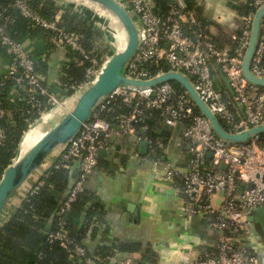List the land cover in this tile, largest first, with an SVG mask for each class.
Returning a JSON list of instances; mask_svg holds the SVG:
<instances>
[{
    "label": "built area",
    "instance_id": "obj_1",
    "mask_svg": "<svg viewBox=\"0 0 264 264\" xmlns=\"http://www.w3.org/2000/svg\"><path fill=\"white\" fill-rule=\"evenodd\" d=\"M118 1L132 14L139 28V46L125 70L127 78L149 80L161 73L151 76L147 66L163 62L169 70L178 71L190 80L201 101L228 131L236 133L264 123V92H257L258 88L248 85L241 72L252 19L256 10L264 6V0L249 2L247 13L241 17V28L231 38L234 43L232 53L217 48L204 32L195 12L179 0L168 1L165 13L157 6L150 9L146 0ZM13 6L31 27L54 32L57 45L66 46L90 63L82 79L63 87L64 93L76 94L97 77L104 62L98 64L88 56L79 36L58 28L57 19H45L26 0H16ZM0 48L8 59L6 71L0 74V95L12 82L22 89L21 101L32 108L49 107L50 111L62 105L63 101L44 87V76L37 70L35 61L20 42L10 37L1 17ZM216 72H221L229 81L232 95L216 87ZM250 72L264 79V20ZM115 105H127L132 110L120 115L118 123L112 125L105 113ZM142 108L159 111L162 124L169 128L178 127L183 119L190 121L177 138L179 147L189 146L188 170L182 173L170 163L157 164L163 171V180L172 183L190 204L185 212L202 218L219 234L214 248L192 264H264L263 255L252 253L238 240L248 227L245 213L264 208V135L240 145L221 141L211 131L207 120L194 114V104L186 92L178 93L171 83L153 88L118 87L101 100L89 121L52 167V170L69 171L80 160L78 179L56 210L57 229L46 233L48 242L69 250L76 261L93 262L87 250L70 237L65 214L84 194L85 182L97 166L103 141L112 135H133V124L142 115ZM6 117L7 111L0 99V122ZM141 131L146 132L147 128ZM4 138L5 131L0 125V143ZM210 154L207 169L204 163ZM221 165L226 167L225 170L220 168ZM177 179L179 184L175 183ZM43 184L44 181L38 183L30 194Z\"/></svg>",
    "mask_w": 264,
    "mask_h": 264
},
{
    "label": "crops",
    "instance_id": "obj_2",
    "mask_svg": "<svg viewBox=\"0 0 264 264\" xmlns=\"http://www.w3.org/2000/svg\"><path fill=\"white\" fill-rule=\"evenodd\" d=\"M50 1L59 8L55 12L57 19L63 10H69L87 19L102 34L105 32L99 21L76 7ZM183 1L195 12L213 44L220 50L232 53L234 43L231 38L239 32L241 17L247 13L251 0ZM18 41L44 76V87L62 99L64 104L72 102L76 95L66 97L68 93L65 94L61 87L57 90L55 86L66 71L72 73L71 67L76 59L71 57L69 48L59 46L43 50L45 37L40 34L36 37L19 32ZM7 65L8 59L0 48V74L6 71ZM77 66L81 65L78 63ZM214 81L217 88L228 92L220 72L214 74ZM12 96L15 97L14 101H21L22 89L12 88ZM59 112L54 116L51 113L46 115L42 125L36 128L37 132H44L55 123L63 114L62 110ZM7 118L12 120L10 112H7ZM147 120L151 121L146 125L152 126V139L141 131L143 127L138 130L142 133L140 137L134 134L125 137L112 135L106 142L103 141L97 166L85 182L82 197L87 202H76L70 211L74 218L68 233L79 239L80 245L87 250L95 264H192L214 248L219 235L202 218L185 212L190 204L172 183L163 180V171L157 164L170 163L182 173L188 170L191 157L189 146L177 145V138L184 131V126L169 128L162 123L154 125L149 118ZM143 141L148 143L146 148L140 146ZM209 161L210 156L207 155L204 163L207 169L210 167ZM52 167L45 173L39 171L29 182L28 188L32 187L33 190L38 183H45ZM179 182V179L175 181L177 184ZM66 193L67 185L64 199L68 195ZM24 194L23 189L12 199V215L22 206ZM251 214L252 211L245 213L248 227L238 240L252 253L264 256V235L250 221ZM107 257L112 259L106 260ZM74 262L89 264V261Z\"/></svg>",
    "mask_w": 264,
    "mask_h": 264
},
{
    "label": "water",
    "instance_id": "obj_3",
    "mask_svg": "<svg viewBox=\"0 0 264 264\" xmlns=\"http://www.w3.org/2000/svg\"><path fill=\"white\" fill-rule=\"evenodd\" d=\"M71 5L95 18L114 40V48L111 57H108L100 69L97 77L84 89L79 91L72 102L62 103L44 114L35 122L29 125L27 132L22 137L16 155L10 164L4 169L0 177V230L6 221L12 216L11 202L14 196L23 189L25 194L23 200L30 194L32 187L28 188L29 182L39 172L45 173L54 165L59 156L67 148L70 142L79 133L82 126L89 121L91 114L97 108L101 100L118 87L153 88L163 83H175L186 92L194 104L198 113L204 117L211 131L221 141L230 145L246 144L251 139L264 135V123L239 132L228 131L219 119L201 101L190 80L178 71L168 70L149 80H135L125 76V70L137 52L139 46V28L130 12H128L118 0H54ZM171 1V0H167ZM185 5L183 0H179ZM150 9L156 6L155 0H146ZM264 20V6L258 8L252 19L251 35L246 49L241 72L247 84L264 90V79L255 77L250 72V65L255 54L261 25ZM226 89L232 95L229 81L220 72ZM242 111V106L239 105ZM62 110L63 114L44 132H37L46 115H58ZM46 121V120H45ZM144 123L151 121L145 119ZM156 133H159L157 131ZM141 132L134 133L137 137ZM147 142L140 143L142 148L147 147ZM211 157V154L209 155ZM220 168L225 170V166ZM44 169V170H42ZM80 171V160H77L68 171L67 193L78 179ZM33 186V185H32ZM222 195V193H221ZM70 212L65 214L69 218ZM250 221L261 229L264 235V208L252 211ZM89 264H95L92 261Z\"/></svg>",
    "mask_w": 264,
    "mask_h": 264
},
{
    "label": "trees",
    "instance_id": "obj_4",
    "mask_svg": "<svg viewBox=\"0 0 264 264\" xmlns=\"http://www.w3.org/2000/svg\"><path fill=\"white\" fill-rule=\"evenodd\" d=\"M15 1L16 0H0V17L10 37L18 41L19 32H25L26 34L36 37L40 34L45 37L43 50L46 48H58L59 45L54 41L55 33L31 27L29 21L24 19L14 8L13 5ZM26 1L32 9L45 19H57L55 12H58L59 8L54 6V3L50 0ZM167 5V0H157L156 6L162 13L167 11ZM186 8L192 10L187 7V5ZM57 20L58 28L79 36L81 38V45L86 53H88V56L100 64L101 57L107 50H110L105 44H103L104 47L99 45L101 39H103L101 30L93 26L84 17L69 10H63V13ZM70 52L71 57L76 59L74 61L75 64H73L75 66L72 65L71 74L66 71L64 76L57 80L55 85L57 86V90L60 87V89L63 90V87L69 86L79 78L82 79L86 68L90 65L88 61L82 59L80 54L71 50ZM79 62L83 63L78 67L77 65ZM147 67L151 76L157 73L167 72L170 69V67L163 62L152 64ZM171 84L178 93L183 92L179 85L175 83ZM14 87H16L15 84L9 82L2 89L0 95L5 110L10 112L12 116V120L6 117L0 122V125L5 131V138L0 143V177L4 169L16 155L22 134L27 130L29 125L41 116L40 114L43 112L46 113L49 110V107L35 109L23 101H14L15 97H11V91ZM257 92H264V90L257 89ZM65 94H63V96ZM71 94L72 92H68L66 97ZM131 110L132 108L127 105H115L105 113V117L112 125H116L119 116L129 113ZM194 114H199L196 109H194ZM148 118L154 122V125L162 123L159 111L142 108V115L137 122L133 124V127L135 131L146 127V136L152 139L154 134L152 126H148L144 123L145 119ZM189 122V119H183L182 125L184 129L188 127ZM220 122L224 126L222 121ZM67 172V170H51L45 183L39 186L35 193L29 194L22 206L15 211L8 222L3 225L0 230V264H75L74 259L70 256V251L64 249L57 243H49L46 235V233L57 229L55 213L62 201H64V192L68 178ZM86 202L87 199L82 197V195L77 200L78 204H86ZM73 218L74 216L72 215L71 217L70 215L67 220L65 219L68 231L70 230ZM70 237L80 245L79 239L73 236L72 233Z\"/></svg>",
    "mask_w": 264,
    "mask_h": 264
},
{
    "label": "rangeland",
    "instance_id": "obj_5",
    "mask_svg": "<svg viewBox=\"0 0 264 264\" xmlns=\"http://www.w3.org/2000/svg\"><path fill=\"white\" fill-rule=\"evenodd\" d=\"M103 38L101 39V43H99V45L103 46V44L107 45L110 50H107V52L101 57V64L108 58L112 56L113 48H114V40L112 39V37L108 34V31L103 33ZM104 47V46H103ZM100 49V48H99ZM107 56V57H106Z\"/></svg>",
    "mask_w": 264,
    "mask_h": 264
}]
</instances>
